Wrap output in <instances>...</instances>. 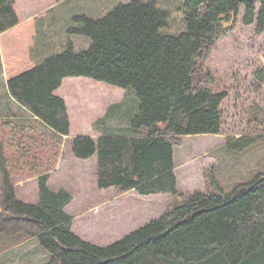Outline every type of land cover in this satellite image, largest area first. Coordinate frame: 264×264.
<instances>
[{"label": "trees", "instance_id": "obj_1", "mask_svg": "<svg viewBox=\"0 0 264 264\" xmlns=\"http://www.w3.org/2000/svg\"><path fill=\"white\" fill-rule=\"evenodd\" d=\"M182 1L187 30L178 35L161 33L170 13L155 1H119L103 16L77 14L68 30L91 38L87 50L78 52L69 41L63 51L24 66L8 80L11 96L60 139L71 130L66 101L56 94L65 78L86 76L132 87L139 106L131 126L147 131L79 135L72 151L80 159L97 155L99 188L180 197L122 239L97 245L73 231L66 211L72 196L51 190L48 174L39 179L37 203L17 197L0 138V234L37 238L48 253L42 264H264V172L230 192L214 177L212 190L183 192L175 173V146L183 137L223 129L228 94L215 91L206 64L211 50L234 28L241 8L243 23L264 33V0ZM41 2L0 0V33L18 26ZM244 138L229 145L244 148Z\"/></svg>", "mask_w": 264, "mask_h": 264}, {"label": "rangeland", "instance_id": "obj_2", "mask_svg": "<svg viewBox=\"0 0 264 264\" xmlns=\"http://www.w3.org/2000/svg\"><path fill=\"white\" fill-rule=\"evenodd\" d=\"M116 1L119 0H103L94 11H103L104 15ZM145 1H155L160 8L169 11L168 22L161 33L178 35L187 30L182 0ZM80 3L81 0H71L48 14L58 20L51 54L63 51L69 41L78 52L91 46L90 37L68 30L73 25V16L89 15ZM243 16L244 8H241L234 28L216 42L206 61L215 78V91L228 94L222 104V132L188 135L175 146L177 187L183 192L212 190V177L225 192H230L237 183L264 172V80L259 78L264 74V33H256L255 24H244ZM0 77H3L1 61ZM65 79L56 94L64 98L67 107L75 110L69 113L70 134L59 139L54 130L40 121L30 122L25 134L18 129L19 125L7 130L0 121L8 170L17 197L28 203L38 202V176L50 175L51 188L66 190L72 196L66 211L72 217L73 231L86 241L110 245L158 218L173 203L179 202L180 197L171 193L144 195L137 190L122 192L114 186L98 187L97 155L77 158L72 151L73 139L79 135L97 138L108 132L147 131L146 127L138 131L131 126L139 100L132 87L122 88L86 76ZM240 136L248 137L242 139L247 146L241 148L238 142L229 145ZM11 242L15 241L0 236V264H9L11 255L6 250ZM28 243L21 249L30 252L37 249L38 255L29 264H38L46 250L40 252L34 242Z\"/></svg>", "mask_w": 264, "mask_h": 264}, {"label": "crops", "instance_id": "obj_3", "mask_svg": "<svg viewBox=\"0 0 264 264\" xmlns=\"http://www.w3.org/2000/svg\"><path fill=\"white\" fill-rule=\"evenodd\" d=\"M70 1L71 0H42L40 5L25 12L22 18L23 20L18 26L0 33V61L2 64L3 76L2 79L0 77V121L3 123V127H7V130H10L11 128L16 129V126L19 125L18 129L20 128L23 133L28 134L27 130L30 129L28 124L30 122H42L11 96L7 83L11 76L21 71L24 66L36 65L51 53H54L51 49L56 43L53 36L54 31L58 28L56 27L58 20L55 21L54 15L48 17V14L55 12L56 9ZM102 1L103 0H81L80 5L85 8L89 15L97 16L103 14V11H101L102 13L94 11ZM119 1H116L114 4ZM90 9H93L95 13L91 12ZM68 110L69 113L72 110L75 111L74 108L69 107V105ZM23 122L24 126H22ZM89 136L96 137L95 135ZM67 137L68 136H64L63 138ZM42 175H44V173L38 176V186L39 178ZM50 177L51 176L49 175L47 185L51 190H55L49 185ZM0 236L15 241L11 242L9 249L6 250L11 255L7 261L9 264H29L31 263V259L38 255L37 249H33L32 252L27 249H21L25 242L29 241L28 244L34 242L36 246L40 248V252L45 250L40 245L37 238H27L22 233L14 235L0 234ZM18 248L19 250H17ZM44 252L46 255L41 262H38V264H42L48 259L47 251ZM31 254L32 256H30Z\"/></svg>", "mask_w": 264, "mask_h": 264}]
</instances>
